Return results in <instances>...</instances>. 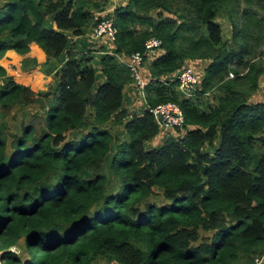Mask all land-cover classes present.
<instances>
[{"label": "trees", "instance_id": "1", "mask_svg": "<svg viewBox=\"0 0 264 264\" xmlns=\"http://www.w3.org/2000/svg\"><path fill=\"white\" fill-rule=\"evenodd\" d=\"M2 1L0 59L33 42L46 58L65 48V60L51 95L0 65V262L254 264L264 253V100L248 98L264 61L244 54L264 36V0H126L110 13L114 50L100 55L104 80L95 89L93 68L59 29L78 34L105 16L89 9L98 0ZM222 10L232 17L229 40L215 20ZM150 35L162 52L147 65L146 107L122 121L131 76L118 55L141 50ZM186 58L209 59L192 97L178 95L175 77L158 78ZM163 100L180 106L183 123L172 128L183 132L145 147L158 132L148 107ZM32 102L40 115L7 124L13 105ZM108 119L122 124L127 141L102 125ZM19 240L23 256L10 249Z\"/></svg>", "mask_w": 264, "mask_h": 264}, {"label": "crops", "instance_id": "2", "mask_svg": "<svg viewBox=\"0 0 264 264\" xmlns=\"http://www.w3.org/2000/svg\"><path fill=\"white\" fill-rule=\"evenodd\" d=\"M2 3L3 1L0 0V4ZM43 24L47 27H50L52 25L51 15L46 16V18L43 21ZM59 30L66 36V41L68 44L70 43L71 49L77 51L80 57L85 58L83 64L90 65L93 68L94 81L91 85V88L95 89V86L99 82L104 80V75L99 68L100 55L102 53H108L114 50L113 40L106 37L104 38V36H96L93 30H91V28L89 29V27H85V26L78 34L72 33L71 29H59ZM1 36L7 39L9 35L6 31H4ZM161 52L162 50L159 47H157L146 53L145 58L142 62V67H140V75L146 82L149 80V78L150 79L152 78L149 74L147 65L152 58H154ZM126 56H127L126 54L118 55L120 60H124ZM64 60H65V48L57 55L49 56L46 58L41 48H39L35 43L31 42L29 44L28 51L23 54H20L14 51L13 49H6L0 59V65L5 67L6 71L12 74L17 80L25 84H28L33 91L36 90L49 91L50 92L49 95H51L56 89V84L58 81V72ZM185 65L191 67L193 70L197 69L198 72L200 71V69H203V66L201 65V59L199 58H195V59L186 58L183 60L182 63V66ZM198 75L201 76L202 74H198ZM174 77H175V70L162 73L158 76V78L163 82L172 80L174 79ZM3 83H4V76L0 75V86ZM137 88L139 94L143 97L142 87L135 86L131 82H127L123 85L121 89V100L118 109H123L126 111V114H128L127 112H131V111L134 112L135 110L140 111V109L142 110L143 108L146 107L145 101L144 104L138 103L136 101L134 94L136 93ZM175 90L179 96H183L176 86H175ZM204 94L205 92L203 93V99H204ZM28 105L40 109L38 104L32 102L24 106L13 105L9 111L13 109L12 111L14 112L13 114H20V112L24 110L26 114L28 110H26L25 107H27ZM141 106H143V108H141ZM87 110L88 112L89 111L91 112V109L89 107H87L86 111ZM128 116L127 115L124 116L122 121ZM108 121L109 123L113 122L111 121V119H108L102 125L107 127L111 134L116 135V133H114L113 130H111L108 127V125H106ZM118 124L121 126V133L124 136L125 135L127 136L122 124L121 123ZM15 125L17 124L15 123ZM165 129H169V127L168 128L158 127V130H160L159 133L157 135H154L146 139L145 142L148 141L149 139L152 141L153 137L160 139V136H162L163 134H165V136H163L160 139L161 141L167 136L177 137L182 133L181 132L179 134L178 132L180 130H175L176 132H173L170 135L168 132H164ZM153 144L148 147H152L158 143L154 145ZM12 247L20 256H23L25 254V252L21 248V240H19L18 243L15 246L13 245ZM20 251H23L24 254L22 253L23 255H21ZM115 263L116 262L114 260L107 259L103 256H96L91 261V264H115Z\"/></svg>", "mask_w": 264, "mask_h": 264}, {"label": "built area", "instance_id": "3", "mask_svg": "<svg viewBox=\"0 0 264 264\" xmlns=\"http://www.w3.org/2000/svg\"><path fill=\"white\" fill-rule=\"evenodd\" d=\"M93 32L96 36H105L113 39L115 35V26L112 19L107 16H100L94 23ZM161 40L155 35L147 36L142 45L141 50L130 52L123 60L129 70V74L133 83L142 87L146 81L140 75V66L144 60L146 53L154 48L159 47ZM227 76H232L229 71ZM176 87L185 97H192L197 89L198 77L194 70L189 66H181L175 71ZM155 124L160 127H174L183 123V113L177 102L174 100H163L156 102L148 107ZM10 249H13L11 247ZM264 256L262 253L259 257H254V264H258ZM121 264V263H120Z\"/></svg>", "mask_w": 264, "mask_h": 264}, {"label": "rangeland", "instance_id": "4", "mask_svg": "<svg viewBox=\"0 0 264 264\" xmlns=\"http://www.w3.org/2000/svg\"><path fill=\"white\" fill-rule=\"evenodd\" d=\"M99 3H100V6L98 7H91L89 8L93 15H94V18L98 15H105V16H108L111 18L110 16V13L111 11L113 10L114 7L118 6L119 4H124V2L126 0H98ZM242 3V0H238ZM93 18V19H94ZM232 17H230V13L227 12V10H222L216 17H215V20L219 23L220 25V28H221V38L222 39H226V40H229L230 37H231V33H232V30H231V24H230V20H231ZM89 25V26H88ZM88 25H85V27H89V29L91 28V30L94 29V23H90ZM261 33H264V25L261 29ZM105 38V36H104ZM108 38V37H106ZM113 40V39H111ZM225 42V41H224ZM228 43V42H227ZM249 44H251L250 48H249V52L248 53H245L244 54V57H250L252 59H255L254 61H261L263 60L264 61V51H263V48H264V36L262 37H258L256 39H252L249 41ZM225 49H228L229 48V44L227 45L226 42L225 44L223 45ZM237 48V46H236ZM77 56H79V53L77 51H74ZM80 57V56H79ZM119 59V57H118ZM261 59V60H260ZM123 61V60H122ZM209 61L208 58H204V59H201V65L203 66V68L205 67V65L207 64V62ZM99 62H100V59H99ZM142 67V64L141 66ZM244 66L242 65H239V68H242ZM195 68V67H194ZM196 70V71H195ZM195 73L199 79V86H200V79H201V76H199L198 74H202L203 73V69H200V71L198 72L197 69H195ZM142 73V71H141ZM228 77H231V76H228ZM133 85H135L133 83V80L132 78L130 79V81ZM136 86V85H135ZM215 92V89L212 88V89H208L205 94H204V100L205 101H213L214 100V97H213V93ZM135 95V98H136V101L138 103H141V104H144V98L139 94V91H138V88L136 90V93L134 94ZM142 95H143V92H142ZM249 101H255V100H264V74H260L258 76V79H257V86L256 88L254 89V91L249 95V98H248ZM35 103V102H34ZM37 104V103H36ZM141 108H143V106H141ZM26 110H28V112L25 114L24 110H22L20 112L21 116L19 115L17 117V119L21 118V119H30L32 115H40L41 114V109H37L31 105H28L27 107H25ZM13 109L11 111H8V113L5 115L4 119L5 121L7 122V124L12 121L14 122L12 119L14 118V115L16 114H13L14 112H12ZM141 111V109H140ZM140 111H134L135 113H139ZM134 112H127L128 114H126L127 116L128 115H131L132 113ZM9 115L12 117V118H9ZM123 119V118H122ZM24 123V122H22ZM106 125H108V127L113 130L114 133H116V137H118L117 139L119 141H122V140H126L127 141V138L128 136H124L122 133H121V126L118 124V123H114V122H110L109 121L106 123ZM12 128V127H10ZM175 128H171L169 127V129H165L164 132H168L170 135L171 133L173 132H176ZM178 130H180L178 133L180 134L181 132H183V128H180L178 127ZM160 130H158V132L155 134L157 135L159 133ZM165 136V134H163L162 136H160V139ZM124 139H123V138ZM159 138H155L153 137V140L151 141L150 139L148 141L145 142L144 146L145 147H148V146H151L153 143L156 144V143H160L161 140ZM153 144V145H154ZM216 144V141L213 142L212 145H215ZM205 148H208V147H205ZM210 149V147L208 148ZM110 152H112V150H110ZM110 185H112V181H109ZM12 247V246H11ZM10 247V248H11ZM24 252L23 251H20V254L23 255ZM261 261H264V257L262 258ZM261 261L258 263L260 264ZM2 263V262H0Z\"/></svg>", "mask_w": 264, "mask_h": 264}]
</instances>
